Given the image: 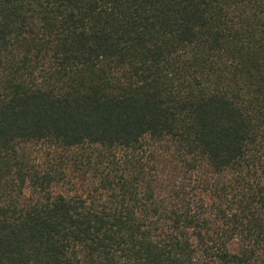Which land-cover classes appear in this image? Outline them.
<instances>
[{
    "label": "trees",
    "instance_id": "obj_1",
    "mask_svg": "<svg viewBox=\"0 0 264 264\" xmlns=\"http://www.w3.org/2000/svg\"><path fill=\"white\" fill-rule=\"evenodd\" d=\"M0 264H264V0H0Z\"/></svg>",
    "mask_w": 264,
    "mask_h": 264
}]
</instances>
